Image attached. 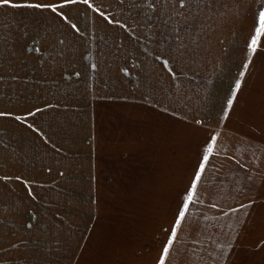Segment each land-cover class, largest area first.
I'll return each mask as SVG.
<instances>
[{
  "label": "crops",
  "instance_id": "0c3cea01",
  "mask_svg": "<svg viewBox=\"0 0 264 264\" xmlns=\"http://www.w3.org/2000/svg\"><path fill=\"white\" fill-rule=\"evenodd\" d=\"M213 1L0 3V264H158L212 135L165 264H264V0Z\"/></svg>",
  "mask_w": 264,
  "mask_h": 264
},
{
  "label": "snow or ice",
  "instance_id": "6c2138e0",
  "mask_svg": "<svg viewBox=\"0 0 264 264\" xmlns=\"http://www.w3.org/2000/svg\"><path fill=\"white\" fill-rule=\"evenodd\" d=\"M87 3V0H84ZM2 5H7L11 7H28V8H44L45 5L40 3H12L11 0H0ZM53 12L56 11L55 8H51ZM262 37H264V11L258 13L257 24L253 29L252 35L249 37V51L251 54H255L257 51V46L260 44ZM251 59V55L249 56V62ZM167 63V62H165ZM248 68V63L244 65V71L246 72ZM243 75V73H242ZM241 84L239 82L236 83L235 88L233 89L232 95L229 97L227 108L230 109L234 100L235 93L239 91ZM3 115V114H0ZM217 149V136L212 135L209 138V142L205 146V151L202 154V162L198 165L197 171L193 175V182L190 185L189 191L182 197V203L180 208L177 211V219L174 222L173 229L169 234V238L166 241L162 253L161 258L158 261V264H165L166 259L169 255V252L173 245L176 242L178 229L181 225V222L185 220V218L191 213V205L195 204L198 201V196L196 195L197 185L201 182L202 175L205 172V166L209 163V158L214 154V151ZM249 205H241V208H249ZM233 211H238V209H233Z\"/></svg>",
  "mask_w": 264,
  "mask_h": 264
},
{
  "label": "rangeland",
  "instance_id": "374dc122",
  "mask_svg": "<svg viewBox=\"0 0 264 264\" xmlns=\"http://www.w3.org/2000/svg\"><path fill=\"white\" fill-rule=\"evenodd\" d=\"M258 1H260V0H255V3H257ZM218 3H219L218 0L213 1V5H212L211 3H208V5H207V6H208V11L213 10V9H217V7L219 6ZM252 3H253V2H252ZM252 3L249 4V5H250L249 7H253V6H252ZM210 5H212V8H209ZM205 6H206V5H204L203 0H201L200 2H198V0H197V12H198V13H203L204 10H205ZM224 9H225V7H224ZM227 9H228V11H229V8H227ZM228 13H229V12H228Z\"/></svg>",
  "mask_w": 264,
  "mask_h": 264
}]
</instances>
